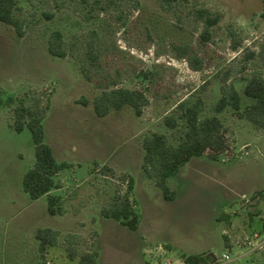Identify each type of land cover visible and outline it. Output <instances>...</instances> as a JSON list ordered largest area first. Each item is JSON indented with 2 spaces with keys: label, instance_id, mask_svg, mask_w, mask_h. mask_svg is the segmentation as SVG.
<instances>
[{
  "label": "rangeland",
  "instance_id": "obj_1",
  "mask_svg": "<svg viewBox=\"0 0 264 264\" xmlns=\"http://www.w3.org/2000/svg\"><path fill=\"white\" fill-rule=\"evenodd\" d=\"M194 5L221 14L208 48L201 49L206 61L201 70L177 57L171 45L196 42L203 22L189 13ZM18 11L25 19L23 34L0 20V264H78V255L71 258L67 246L76 245L80 251L88 236L94 237L92 249L99 251V264H176L179 245L144 241L142 229L135 231L115 218L100 222L96 236L92 222L103 205L126 192L123 176L129 174L135 178L140 207L146 203L147 214L161 224L146 240L171 238L188 250L206 247L220 257L226 242L234 239L238 246L224 264H264V242L253 248L261 239L243 240L256 231L264 235V191L258 192L264 190V128L227 108L221 115L228 148L216 159L192 157L170 180L180 190L174 201L161 199L162 190L142 167L146 134L162 130L177 139L179 131L163 119L182 98L198 92L208 80L201 92L206 112L212 113L226 75L227 82L241 88L244 76L255 70L264 74V0L177 1L170 9L161 7L160 0H19ZM54 29L64 33L66 56L49 51ZM87 42L101 50L100 74L109 70L120 85L146 88L149 101L141 115L130 105L105 116L95 112L93 98L101 89L81 71ZM251 50L256 55L247 58ZM146 69L154 73L151 79L137 75ZM9 95L27 97L28 102L40 97L46 138L59 160L73 163L59 172L60 186L53 189L65 197L63 214L48 211L46 195L32 199L23 188L35 147L28 127L17 131L10 125L16 102L7 103ZM83 96L88 104L79 101ZM154 186L161 198L151 205L144 190ZM222 211L231 214L230 221L221 218ZM47 225L61 234L42 255L35 233ZM80 231L85 236L81 232L75 239Z\"/></svg>",
  "mask_w": 264,
  "mask_h": 264
},
{
  "label": "trees",
  "instance_id": "obj_2",
  "mask_svg": "<svg viewBox=\"0 0 264 264\" xmlns=\"http://www.w3.org/2000/svg\"><path fill=\"white\" fill-rule=\"evenodd\" d=\"M177 1L189 2L190 0H160V5L170 9ZM18 9L19 0H0V20L13 25L19 34H23L25 19ZM189 13L194 19L203 22L196 42L173 41L171 45L177 57L186 58L193 69L201 70L206 64L201 49L208 48L213 36V27L219 22L221 14L205 5H194L189 9ZM49 16L52 17L53 14ZM94 33L97 32L94 31ZM147 34L153 38L150 26H147ZM238 43L236 41L234 46ZM48 48L52 54L58 56H66L69 53L62 30L54 29L51 32ZM255 55V50H251L247 58ZM85 62L81 64V71L89 81H93L101 89L93 98V107L98 115L105 116L113 109H120L125 105L132 106L137 115L143 113L144 106L149 101L146 88L120 85L116 75L109 70L100 74V70L104 68L103 58L101 50L97 49L93 42L86 44ZM246 65L245 63L243 69ZM137 75L151 79L154 73L146 69L141 70ZM227 79L228 75L224 78L221 94L214 102L212 113L206 112V100L201 92V89H206L209 84L206 80L198 92L182 98L171 112L165 114L163 120L166 126L179 131L176 140L162 130H153L143 137V170L148 177L154 179L166 199H174L177 196V191L168 184L169 178L176 176L192 157L208 155L216 159L228 148L225 121L221 115L227 108L233 109L240 117L248 119L256 128H264V74L255 70L244 76V84L241 88L234 82H227ZM6 101L11 104L16 102L10 125L17 131L28 127L35 147L34 163L23 175V188L32 199L46 195L47 208L51 214L65 213V197L61 193L53 192V189L60 186L59 172L71 167L73 163L66 159L59 160L54 147L47 140L45 114L44 108L40 106V97L37 96L28 102L27 97L9 95ZM79 101L88 104L90 100L83 96ZM49 105L47 103L45 107ZM105 168L108 166L106 165ZM123 177L126 182V192L116 194L109 204L101 207V213L106 217L119 220L131 229H137L141 214L132 195L135 178L132 174ZM262 189L258 190L261 194L264 191ZM230 216L229 212H221V218H226L227 221H230ZM60 234L61 231L54 226L37 228L35 235L42 255L49 246L59 242ZM224 236L227 240V235L224 234ZM76 237L81 236L75 233V239ZM67 249L71 258L78 255V264H99V251L96 249L79 251L73 244H69ZM208 253L182 252L181 257L189 264H209L213 256L208 257Z\"/></svg>",
  "mask_w": 264,
  "mask_h": 264
},
{
  "label": "crops",
  "instance_id": "obj_3",
  "mask_svg": "<svg viewBox=\"0 0 264 264\" xmlns=\"http://www.w3.org/2000/svg\"><path fill=\"white\" fill-rule=\"evenodd\" d=\"M150 179H153V178H151V177H149ZM172 178V177H171ZM171 178H169V180H168V184L170 185V187L171 188H173L174 190H176L177 191V196L174 198V199H166L165 197H164V195L162 194V197L163 198H161V192L160 193H158L160 190H159V188H155V186L154 187H152V189H145L144 190V192L146 193V196L148 197L147 198V200H148V202H151V203H149V204H154V202H155V198L157 197V199L158 198H161L162 200H164L165 202H169V201H174V200H176V199H178L179 198V195H180V190H179V188L177 187V186H175V187H172L171 186V183H170V180H171ZM154 183H155V181H154ZM156 187H159V186H157L156 185ZM161 189V188H160ZM137 190H138V188H134V192H133V196H134V198H135V200H136V203H137V206H138V209H139V211H140V214H141V217H140V224H139V227L137 228V229H134L135 231H138L139 229H142L141 230V233H140V235H142V240H144V241H147V242H151V241H157V242H161V241H164V242H166V241H171V243L173 244V246L174 247H176V245H179L180 247H181V253L182 252H187V253H192V252H210L209 250L210 249H208V251H207V248L206 247H204L203 249H194V250H188V249H186V247H184V245H180L179 244V241H174L173 239H171V238H169V239H167V240H155V239H153V238H149L148 240H146L145 238H147L146 236H149V235H151L152 237H154L151 233H153L156 229H158L159 230V227H161L160 225V223L155 219V217L153 216V215H148L147 214V208H146V203H145V205H144V207L142 208V206L140 207V203H139V201H138V199H137V197H136V194H137ZM158 193V194H157ZM163 193V192H162ZM149 196H151V197H149ZM153 197V198H152ZM142 208V209H141ZM109 219H111V217H106V216H104L102 213H101V210H100V215H99V217H98V219L96 220V221H93L92 222V225H93V227H94V225H95V228L98 230V233H99V235H97L96 233V236L98 237H100V229L98 228V226H99V223L100 222H104V221H108ZM150 228H151V231H150ZM92 229V228H91ZM81 232H83V231H80L79 232V234H80V236H82V233ZM83 234H84V236H85V233L83 232ZM87 235V234H86ZM145 250H147L146 249V247H144L143 248V250H142V252H145ZM181 255V254H180ZM179 255V256H180ZM144 261H146L145 259H144ZM173 261V257L172 258H170V261H168V263H171ZM146 264H148L147 262H146ZM176 264H189V263H187V262H185V260L180 256V261H178Z\"/></svg>",
  "mask_w": 264,
  "mask_h": 264
},
{
  "label": "built area",
  "instance_id": "obj_4",
  "mask_svg": "<svg viewBox=\"0 0 264 264\" xmlns=\"http://www.w3.org/2000/svg\"><path fill=\"white\" fill-rule=\"evenodd\" d=\"M243 197H245L246 200H249V197L246 196V194L243 195ZM255 239H261V241L259 242V240H257V242H255L253 248H255L256 246H262V243L264 242V235H260L257 231L254 232L251 236L249 234L245 235L244 237V241H246L247 243H253L255 241ZM94 237L92 236H88L86 238V243L83 245V247H81L80 251H90L92 250V243H93ZM232 244H227L225 247L224 252L222 253V255L220 257H217L215 260V263L210 262L209 264H224L227 263L230 259H231V251L232 248L234 246H238V242L235 241L234 239L231 240ZM253 248H249L250 250H252ZM170 261V259L168 260ZM49 263V261H48Z\"/></svg>",
  "mask_w": 264,
  "mask_h": 264
},
{
  "label": "water",
  "instance_id": "obj_5",
  "mask_svg": "<svg viewBox=\"0 0 264 264\" xmlns=\"http://www.w3.org/2000/svg\"><path fill=\"white\" fill-rule=\"evenodd\" d=\"M210 256H213V258H212V260H211V261H215V260H216V258H217L216 254H215V253H213V252H209V254H208V257H210Z\"/></svg>",
  "mask_w": 264,
  "mask_h": 264
},
{
  "label": "flooded vegetation",
  "instance_id": "obj_6",
  "mask_svg": "<svg viewBox=\"0 0 264 264\" xmlns=\"http://www.w3.org/2000/svg\"><path fill=\"white\" fill-rule=\"evenodd\" d=\"M209 254V253H208Z\"/></svg>",
  "mask_w": 264,
  "mask_h": 264
}]
</instances>
